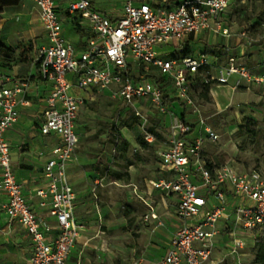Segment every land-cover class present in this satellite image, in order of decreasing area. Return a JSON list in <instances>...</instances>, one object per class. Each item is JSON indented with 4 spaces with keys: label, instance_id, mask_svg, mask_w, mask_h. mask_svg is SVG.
<instances>
[{
    "label": "built area",
    "instance_id": "built-area-1",
    "mask_svg": "<svg viewBox=\"0 0 264 264\" xmlns=\"http://www.w3.org/2000/svg\"><path fill=\"white\" fill-rule=\"evenodd\" d=\"M29 1L38 9L48 41L38 48L36 61L41 77L52 82L44 98L46 108L40 131L59 136V144L43 167L46 187L37 191L40 206L48 207L56 218L57 233L53 235V227L35 212L23 193L5 137L19 119V105L31 104L25 99L28 82L6 86L11 77L0 69V188L8 197L4 208L9 221L23 226L33 241L29 264H66L84 229L75 216L77 194L68 167L80 142L76 126L84 102L74 90L94 87L111 89L114 97L128 105L147 100L169 117L168 145L159 151L160 169L165 175L150 184L155 190L178 197L176 216L180 226L158 264H224L231 259L241 263L247 244L236 228L249 230L256 240L264 233V171H239L226 164L209 166L203 155L206 142H216L219 135L190 95V77L204 71L205 83L232 85L235 89L245 85L264 87V68L248 66L241 54H229L224 61L215 63L204 53L165 58L162 48L205 32L230 37L227 12L236 2L247 0H156L140 4L127 0L116 18L99 11L92 0ZM62 4L92 31L82 51L64 36ZM2 20L0 13V28ZM250 32L244 27L238 34L247 45L253 41ZM136 64L146 71L156 67L168 76L174 88L168 97L182 101L193 118L184 119L171 111L165 103L163 83L136 80ZM210 70L216 73L210 75ZM145 138L155 142L153 134L146 130ZM150 210L145 221L158 218L151 206ZM223 220L228 222L224 229L218 225ZM224 235L227 239L221 241Z\"/></svg>",
    "mask_w": 264,
    "mask_h": 264
},
{
    "label": "rangeland",
    "instance_id": "rangeland-1",
    "mask_svg": "<svg viewBox=\"0 0 264 264\" xmlns=\"http://www.w3.org/2000/svg\"><path fill=\"white\" fill-rule=\"evenodd\" d=\"M97 1L109 13L122 9L127 0ZM227 17L228 25L231 27L230 37L213 36L208 32L200 33L198 35L200 39L191 44L192 50L193 48L199 50L206 42L211 45L221 43L228 47L229 54H241L243 57L244 53L246 55L242 60L245 63L262 68L264 66V2L238 1L228 10ZM244 27L251 29L250 38L253 40L251 45L245 44V39H239L238 34ZM21 44L16 49H19ZM240 46L243 53H240ZM173 51V47L166 49L168 53ZM171 57L178 56L171 55ZM138 68L136 64L134 71ZM150 71L142 67L139 73L133 74V77L138 80L143 73H146L145 79L162 76L160 72L156 74L151 72V75H147ZM166 84L165 86H170L166 92L173 93L171 82L167 81ZM190 84V95L197 104H201L200 108L204 110L208 123L219 135L216 142H206L205 158L217 166L226 164L239 171H251L256 168L264 171V90L258 91L260 97L257 103H249L245 105L246 108L238 109V105L242 103L241 93L233 94L226 89H217L221 105L223 107L231 105L218 113L211 100L210 84L201 82L195 85L192 79ZM83 98L80 120L76 126V131L81 137L80 146L76 149L71 162L73 167H77V170L83 173V176H88L89 180L88 198L80 203L81 211H90L95 226L103 231L102 238L107 249L102 260L106 264H129L133 256L134 261H140L141 264V259L157 257L160 254L162 243L172 233L174 216L172 212L163 210L159 205L160 198H154L156 201L154 204L161 213V224L158 227L147 226L141 217L148 208L142 201L139 198L130 201L126 194L127 188L118 185H113L114 198H111L110 184L116 182L118 177L123 181L135 178L144 184L151 177H159L157 168L160 161L159 151L168 145V116L160 113L147 100L128 105L106 90L83 94ZM170 98L173 103L171 111L181 115L182 101ZM247 118L257 121L258 134L253 141L248 134L243 133L246 130ZM114 125L119 128L120 136L117 135ZM145 130L153 134L154 143L146 140ZM197 130L199 132L200 126ZM123 140L129 142L125 152L118 145ZM104 185L106 186L103 187ZM104 194L109 198H101L105 196ZM146 199L151 200V198ZM128 204L132 210L129 215L126 214ZM131 219L132 224H130ZM218 225L222 227L224 224L221 221ZM236 230L238 236L247 244L242 251V261L238 263L231 259L224 264H255L253 255L257 240L249 230H244L242 227H237Z\"/></svg>",
    "mask_w": 264,
    "mask_h": 264
},
{
    "label": "crops",
    "instance_id": "crops-1",
    "mask_svg": "<svg viewBox=\"0 0 264 264\" xmlns=\"http://www.w3.org/2000/svg\"><path fill=\"white\" fill-rule=\"evenodd\" d=\"M92 2L99 11L111 18L118 17L123 9L122 8L119 11H111L107 13L105 9L100 6L97 0H92ZM142 2L155 3L156 0H133L134 4H140ZM1 16L3 20L0 28V42L1 44H4L7 47L15 50V52L9 58L0 55V69H2L3 72L11 77L10 80L5 82V85L14 86L20 81H27L28 89L25 99L31 102L30 105H19V119L17 123L14 124V126L6 131L5 137L10 144L13 168L17 180L22 186L24 195L28 198L31 207L35 210V212H37L43 218V220L53 227L51 234L56 235V218L50 214L48 207L40 206V199L37 196V191L46 187L47 184V179L43 171L44 164L50 156L52 149L59 144L58 135H44L40 131V125L44 120V110L46 108V101L44 98L52 88V82L41 77L39 63L36 61L38 48L44 44H47L48 42L46 33L40 21L38 9L29 0H21L18 5L5 7L1 13ZM60 16L64 20V36L75 45L77 50H84L88 44V41L92 37V31L90 28L84 21H81L76 14H69L64 4L61 5ZM14 22H16V24H13ZM198 39L200 38L195 36L189 38L188 41L181 44H171L169 46H165L162 48V54L165 58H175L171 57V55L174 54H176L178 57L185 56L182 53L184 47L187 44L193 45V42ZM20 44L21 47L16 49L18 46H20ZM170 47H173L174 51L171 53L166 52V49ZM240 49V53H243L241 46ZM201 53H203V46L199 50H195L193 48V53L191 55L197 56ZM227 55L229 56V53H227ZM210 57L215 63L221 62L216 60L213 56ZM226 58H224L222 61H224ZM138 67L139 68L136 69V71L133 69V74L139 73L143 66L138 65ZM150 70V75L152 74L151 72H153V74L159 72L156 67H150ZM215 73V70L210 71V75H214ZM145 74L146 73L141 74L140 79H145ZM204 74L205 72L201 71L191 76V79L195 85H199L201 82H204ZM147 75L149 74L147 73ZM164 77L166 78L165 80L170 81V79L168 80V76ZM167 81H161L165 87V91L170 89V86H165ZM209 84L211 100L213 101L214 107L218 113L223 112L231 105H225L224 107L221 105V102L217 96V89H226L233 94H238V92L241 93L240 98L242 99V103L238 105V109L246 108L247 106L245 105L249 103H257L260 97L258 91L261 89L264 90V87L262 86L248 87L245 85L235 89L232 85H218L215 82H211ZM171 87L173 88L172 82ZM99 90L100 89L94 87L87 91H78L76 89L74 91L77 95L83 98V94H92L94 91ZM105 90L112 94L111 89ZM169 94L170 93L166 92L167 97ZM170 99H174V97H171ZM172 104L173 103L169 105L170 108ZM181 105L183 106V112L181 115H178L184 119L193 118V116L190 114V109H187L183 103H181ZM199 105L201 106V104ZM202 111L204 114L203 109ZM167 118L169 120V117ZM79 120L80 115L78 116L77 124ZM72 160L70 161L68 167V175L70 182L77 194L75 203V216L78 221L84 224V229L72 247L66 264H106L105 261L102 260L104 251L107 249L105 248V241H103L102 238L103 231L100 229V227L95 226L94 217L90 214V211H81L80 203L84 202L85 198H88V176H83V173L79 172L77 167H73L71 163ZM157 168L159 169V177H151L147 179L145 184L143 182L137 181L135 178H132L129 181H123L119 177L116 182H111L110 184L112 185L110 187L111 198H114L112 195L113 185H118V187L122 186L123 188H127L126 194L130 201H132L133 198H139L148 208V211L145 212L141 217L145 225H154L155 227H158L161 224V213L158 211V206L156 207L154 204L156 202L154 198H160L159 205L163 208V210H169L172 212L171 214L174 216V226L172 228V233L169 235L167 240L162 243L160 254L157 257L152 256L150 258L141 259V264H158L166 254L174 232L180 226V221L176 216L178 197L175 194H165L151 187V180L159 179L165 175L160 169V163ZM110 185L108 184V186ZM105 186L106 185L103 187ZM101 198L109 197L105 195ZM146 198H151V200ZM7 200V195L0 188V264H29V257L33 253V241L23 226H21L19 223H11L9 221V216L4 208ZM128 205L130 208V204ZM150 206L153 208L154 212H156L158 218H150L148 221H145L144 216L150 213ZM131 212L132 210L130 209V212H126V214L129 215ZM132 219L130 224H132ZM222 223L224 224L222 226L223 229L228 227V222L226 220H223ZM226 236L227 235H224L221 241L226 240ZM253 258H255V255H253ZM133 262H135L134 256L131 258L129 264H132ZM138 262L140 263V261Z\"/></svg>",
    "mask_w": 264,
    "mask_h": 264
},
{
    "label": "trees",
    "instance_id": "trees-1",
    "mask_svg": "<svg viewBox=\"0 0 264 264\" xmlns=\"http://www.w3.org/2000/svg\"><path fill=\"white\" fill-rule=\"evenodd\" d=\"M264 2V0H262ZM21 2V0H0V13L3 12L5 7L8 6H14V5H18ZM31 49V46H30ZM0 55H3L5 57H11V55L15 52V50H13L12 48L7 47L4 44L0 45ZM182 53L187 56V55H191L193 53V50L191 48L190 44H187L184 49L182 50ZM203 53L209 56H213L216 60L218 61H222L224 58H226L228 55V50L227 47L223 44H209L208 42L204 43L203 46ZM176 56V54H174ZM246 54L243 55V58L245 57ZM177 58V57H175ZM248 66L255 68L257 70H262L264 68V66L262 68H257L251 64L246 63ZM150 75V74H149ZM155 77V76H154ZM155 81L157 82H161L163 80H165L166 78L164 76L161 77H155L153 78ZM208 84V83H207ZM165 103L167 105H170L172 103L171 100H169V98L167 96H165ZM257 125V121L252 119V118H247V122L245 124V131H243V133H246L249 135V137L252 139L251 141H253V139L257 136L258 134V128L256 127ZM114 128L117 131V135L120 136V130L119 128H117L114 125ZM118 144V142H116ZM120 149L122 151H126L128 146H129V142L126 140H123V142L121 144H118ZM209 166L211 167H215L216 164H213L212 162L209 161ZM126 212L129 213L130 212V208L128 207L126 209ZM254 254H255V258H254V263L255 264H264V233L261 232L257 242L254 246Z\"/></svg>",
    "mask_w": 264,
    "mask_h": 264
}]
</instances>
